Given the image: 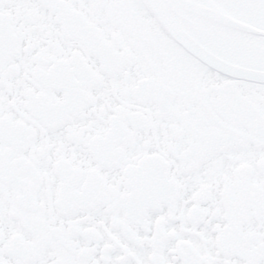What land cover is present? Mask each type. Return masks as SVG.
<instances>
[{"label": "snow or ice", "instance_id": "1", "mask_svg": "<svg viewBox=\"0 0 264 264\" xmlns=\"http://www.w3.org/2000/svg\"><path fill=\"white\" fill-rule=\"evenodd\" d=\"M0 264H264V0H0Z\"/></svg>", "mask_w": 264, "mask_h": 264}]
</instances>
